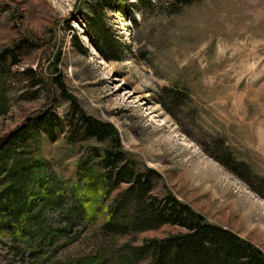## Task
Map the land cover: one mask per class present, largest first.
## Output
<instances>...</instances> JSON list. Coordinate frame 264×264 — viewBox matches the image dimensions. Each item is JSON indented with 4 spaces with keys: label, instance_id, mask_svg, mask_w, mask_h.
<instances>
[{
    "label": "rangeland",
    "instance_id": "1",
    "mask_svg": "<svg viewBox=\"0 0 264 264\" xmlns=\"http://www.w3.org/2000/svg\"><path fill=\"white\" fill-rule=\"evenodd\" d=\"M145 1L113 0L102 9L105 28L120 43L106 54L84 22L93 0H0V51L22 46L8 80L0 144L50 106L63 119L52 138L40 129L16 147L14 157L39 160L40 183L50 184L57 203L42 207L41 184L31 179L33 216L20 218L29 231L18 224L0 230V264H122L145 239L184 231L165 223L102 232L108 209L130 181H120L107 197L86 186L84 176L106 170L99 160L108 142L67 137L69 102L50 82L57 57L79 105L116 127L136 166L160 174L146 199L168 190L264 253V198L255 191L264 181V0ZM25 68L33 70L32 79H25ZM164 88L180 99L162 95ZM213 139L246 165L250 185L204 151ZM80 195L87 208L82 217L72 209ZM121 200V208L132 201Z\"/></svg>",
    "mask_w": 264,
    "mask_h": 264
},
{
    "label": "trees",
    "instance_id": "2",
    "mask_svg": "<svg viewBox=\"0 0 264 264\" xmlns=\"http://www.w3.org/2000/svg\"><path fill=\"white\" fill-rule=\"evenodd\" d=\"M93 1L88 4L90 13L87 12L84 22L94 32L98 51L101 53L114 51L112 50L114 44L119 46L120 43L111 31L105 28L102 17V9L110 5L113 0ZM139 1L143 6L146 5L145 0ZM113 7L115 8L116 4ZM120 10L125 12L124 7H120ZM74 36L77 38V35L74 34ZM21 48L22 46L15 43L14 46L0 51V116L8 112L10 99L8 80L11 77V67L18 62V50ZM84 48L79 45L80 51H84ZM112 57L120 58L119 54H114ZM58 60L59 57L52 62L53 74L50 82L60 96L69 102L71 115L66 120L69 127L67 137L71 141L75 138H92L108 142V147L104 149L102 158L99 160V164L106 170L84 176L86 186L98 190L101 197H107L109 191L120 181H130L131 186L127 192L122 193L120 198L116 199L117 203L114 202L108 209L102 232L120 234L127 231L125 229L135 231L159 227L165 223L184 228L182 232L163 238L145 239L140 245L132 248L130 258H126L122 264H132L133 261L142 258L149 259L146 264H264V253L259 247L232 230L207 221L201 213L180 201L170 191L166 190L162 197L153 196L146 199L153 187V181L161 178L160 174L150 167L136 166V160L122 148L116 127L110 122L101 121L89 115L79 105L77 98L66 88L63 75L57 68ZM22 72L27 75L25 79H32L34 75L31 68H25ZM37 81L34 80L32 84ZM161 92L164 96H171L175 100L180 99L178 92L169 93L170 91L165 88ZM62 127L63 119L56 114L53 106H50L41 115L28 118L21 130L13 132V136H9L10 138L4 144H0V230L12 229L18 224L22 233L29 231L28 226L24 225L28 221H20L24 215H29V218L33 216L29 214V211L36 202V198L33 196L29 182L34 179L41 184L39 179L45 175V170L41 169L38 159L26 161L24 158L14 157L16 147L29 137L37 136L40 129L52 138L54 132L60 131ZM209 144L203 146L207 154L228 167L248 184L251 183L248 181L249 172H245L246 165L235 160L228 151H225L222 140L213 139ZM213 145L216 146L213 148ZM98 151L97 149L95 152L97 156ZM263 182H259L255 191L264 198ZM40 187L39 194L44 199L42 207L55 205L57 201L52 194L53 188L50 184H46L45 180ZM124 197L131 198L132 201L121 208V199ZM85 203V199L80 195L79 203L72 208L73 212L82 217L87 211ZM130 206L131 214L128 212ZM93 262V264L105 263L103 259Z\"/></svg>",
    "mask_w": 264,
    "mask_h": 264
}]
</instances>
